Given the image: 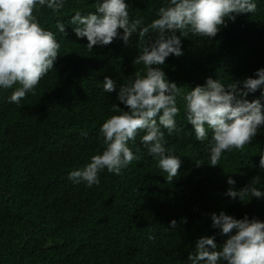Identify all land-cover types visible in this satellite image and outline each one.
<instances>
[{
  "label": "trees",
  "instance_id": "16d2710c",
  "mask_svg": "<svg viewBox=\"0 0 264 264\" xmlns=\"http://www.w3.org/2000/svg\"><path fill=\"white\" fill-rule=\"evenodd\" d=\"M100 2L63 0L59 13L46 6L34 10L40 25L60 44L54 67L35 94L27 93L19 104L9 102L19 84L0 88V264H191L188 257L201 237L215 236L217 250L228 239L212 226V213L264 222V196L249 194L241 201L225 195L230 187L239 191L257 176L261 180L256 187L264 192V124L242 151L222 153L218 166L211 167L208 145L214 132L206 125L207 138L195 139L182 98L177 99L176 130L169 135L161 129L165 148L181 160L171 183L142 144L143 130L127 144L141 158L119 175L104 169L98 173L100 183L91 187L69 179L72 171L102 154L100 128L120 114L113 105L129 110L117 98L119 88L133 82L144 67L133 63L139 54L138 32L127 44L117 37L92 51L86 37L76 36L72 17L77 11L94 13ZM125 2L130 20L142 19L143 28L169 0ZM253 2L255 13L235 14V21L226 18L214 38L185 37L176 30L183 55L171 54L159 66L168 82L187 93L208 78L225 86L256 78L255 72L264 68V0ZM58 21L65 25L64 34L56 27ZM105 77L116 81V91L103 90ZM247 99H259L264 106V85ZM229 177L234 186L227 183ZM172 220L177 222L174 229Z\"/></svg>",
  "mask_w": 264,
  "mask_h": 264
},
{
  "label": "clouds",
  "instance_id": "9594fccd",
  "mask_svg": "<svg viewBox=\"0 0 264 264\" xmlns=\"http://www.w3.org/2000/svg\"><path fill=\"white\" fill-rule=\"evenodd\" d=\"M44 6L59 13L64 3L63 0H0V88L21 86L10 96L11 103L19 104L29 92L35 94V87L57 59L60 44L53 32L45 30L34 15V10L38 12ZM256 9L253 0H169L158 9V18L143 28H140L142 19L130 20L125 0H102L96 11L87 15L77 11L70 22L76 26L74 32L78 38H87L88 51L97 45H110L117 37L127 44L138 32L139 54L133 63L144 67L135 72L133 82L119 88L117 98L129 110L122 111L113 105V111L120 114L111 116L100 128L105 146L102 154L92 156L84 169L72 171L69 179L91 187L100 183L98 173L104 169L119 175L133 160L141 158L134 155L127 144L143 130L142 144L171 183L178 175L181 160L165 148V133L161 129H167L169 135L176 130L175 117L180 111L178 98L185 102L186 120L194 127L197 141L207 138L206 125L214 132L208 145L209 166H218L222 153L232 149L242 151L250 144L258 127L264 124V106L259 99L249 101L247 97L264 85V68L255 72L256 78L248 77L227 86L219 79L208 78L205 85L185 93L176 83L168 82L159 66L171 54L183 55L176 30L185 37L191 33L214 38L221 26H226V18L235 21V14L255 13ZM56 27L60 33H65L64 23L58 21ZM120 29H123L122 35ZM103 90L116 91V81L105 77ZM139 151L137 149V153ZM260 168L264 169V154L260 157ZM260 180L259 176L254 177L250 185L239 191L230 187L225 195L232 199L239 197L241 201L249 194L261 198L264 192L256 187ZM227 183L234 186L236 181L229 177ZM211 219L212 226L228 239L217 250L215 236L201 237L188 257L191 264H219L221 261L264 264V222L255 218L249 220L247 216L238 220L223 211L219 215L212 213ZM170 227L176 228L177 222L172 220Z\"/></svg>",
  "mask_w": 264,
  "mask_h": 264
}]
</instances>
